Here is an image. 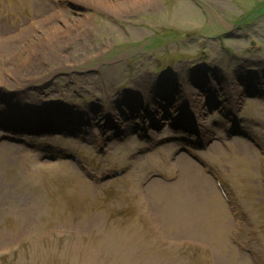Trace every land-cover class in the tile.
<instances>
[{
	"label": "rangeland",
	"instance_id": "obj_1",
	"mask_svg": "<svg viewBox=\"0 0 264 264\" xmlns=\"http://www.w3.org/2000/svg\"><path fill=\"white\" fill-rule=\"evenodd\" d=\"M26 1L0 0V73L8 78L11 63L20 66L0 84V264H264V0H158L154 11L122 19L92 0H37L38 10ZM62 15L85 24L56 37L53 44L66 42L65 49L38 48L28 66L27 49L47 42L38 22ZM11 93L23 94L25 109L76 110L77 127L16 121L5 114L20 101ZM179 99L188 102L185 129L175 120L172 138L169 126L145 128ZM86 105L99 115L84 112ZM140 107L148 119H140ZM120 111L129 117L118 121ZM114 131L113 146L97 144ZM54 148L73 151L101 178L55 158ZM183 154L194 166L178 160ZM244 157L251 158L247 175L238 160ZM182 166L204 177L197 186L192 179L196 192L186 193L179 234L158 215L145 219L164 211L162 199L175 198L158 173L176 179ZM189 186L186 180L184 190ZM198 204L205 215L194 212ZM213 205L225 211L216 223L208 218Z\"/></svg>",
	"mask_w": 264,
	"mask_h": 264
},
{
	"label": "bare ground",
	"instance_id": "obj_2",
	"mask_svg": "<svg viewBox=\"0 0 264 264\" xmlns=\"http://www.w3.org/2000/svg\"><path fill=\"white\" fill-rule=\"evenodd\" d=\"M92 2H93L94 6L96 8L104 10V11L107 12L108 15H111L112 17H116V18H119V19L125 18V17L128 16V14H130L132 12H135V11H139V10H151V11H154L157 8V6H158V0H92ZM26 3L27 4L31 3L32 7H37V10L39 9L38 8L39 5H37V0H27ZM32 7L29 6V9L32 8ZM48 19L49 18H45V19L39 21L38 22L39 24L36 23L39 26V27H37V30H39L41 33L44 32V33L48 34L46 36V41L47 42H44V43H41L38 46L32 47L31 50L27 49L28 51H26V53H27L26 60L29 61V65L28 66H30L31 63L34 64L33 63L34 60L32 59V55H34V53L37 54V49L38 48L42 47L43 50H46L47 46L63 45V46L59 47L58 51L60 49H65L66 47L64 45H66V42L59 43V44L58 43L53 44L55 42V40H56V37L61 35V34H65L67 32V30H70V28H72V27H75V28L77 27V31H78L79 27L82 26L83 24H85V19L84 18H81V17L80 18H76V17L71 16V15L70 16H65V15L63 16L62 15L61 18H59L60 22L59 21H57V22L55 21L54 22L52 20H51V22H48L47 21ZM19 34H21V35H18L20 38L23 37L24 35H26V37H28V38L24 37L25 40H28L29 38H31L26 33H19ZM77 36H79V32H78ZM74 37H76V36H74ZM71 39H73V38L67 37V41H69ZM9 46L12 47L15 50L17 48V46L15 44H12V45H9ZM44 46H45V48H44ZM4 50H6V49H4ZM43 50L39 49L40 52L42 51L41 52L42 58H44L46 60V59H48L47 56H49V55H44ZM50 57H51V55H50ZM16 65H17V63H15L14 65H13V63H11V67L6 69V73L8 75V78H5L4 74L0 73V84H2V86H4L6 84V81L8 79H12L14 76H18L17 74H19V73L16 72V71L20 68V66H18V65L16 66ZM24 66H26V65H24ZM147 84L148 83H144V84L142 83L141 87H143L142 85H144L146 87ZM22 88L23 87L20 86L19 89H21V91H22ZM188 92L191 93L190 91H188ZM20 93H22V92H20ZM11 94H12V96L16 97V99L20 100V101H16V102L14 101L11 106H6V108H9L7 110V113H9L11 115H13V113H16L17 115L28 116L30 118V120L32 122H35V123H41V124L42 123H44V124L45 123H49V124H52V123H54V118H56V117L53 116L54 117L53 118L51 116V114L52 115L53 114L56 115L58 112L64 113V114L66 113L65 111H62V110H60V111L57 110V112L52 113L55 110V107H50V108L43 109L42 107L39 106L36 109H25L24 105H23V102H21V101L25 100L22 97L23 94H15V95H13V93H11ZM231 99L233 100L234 98L231 97ZM145 100H147V98H144V102L146 104H149L148 105L149 107H150V104H154V102L149 103V102H147ZM25 101H27V100H25ZM37 103H38V101H35V102L34 101H29V104L32 105V106H35V104H37ZM88 105L85 106L86 109L84 108V110H85L84 112H86V113L89 112L90 113L91 111H95V113L92 112V116L98 114L97 111H96L97 109H94V105H90V106L93 107V110H90ZM111 105H113V106H110L111 108H114V107L117 108L118 107V104L112 103ZM176 105H179L181 107L182 103H178V104H175L173 106H176ZM177 108H179V107L177 106ZM104 109H109V106L108 105L105 106ZM64 110H66V111L68 110L67 114H65V115L64 114H60V115L58 114L57 115V119H59V121H58L57 124H59V126H61L60 128H63L65 131L74 132V126H75L74 119L75 118H73V116L77 115L78 113L77 114L75 113L76 110L74 112L73 110L67 109V108H64ZM140 110L141 111L138 112V115H139L140 119H142V120H144L145 118L148 119L147 115L142 114L143 108H140ZM124 114H126V113L120 111L119 112L120 116L117 117V120L119 121V119H123L125 117H129V115H130V114L129 115L127 114L125 116ZM62 115H64V116H62ZM143 115H145V116H143ZM82 116H81L80 119H82ZM199 116L201 117V119L203 118V115L199 114ZM167 119L168 118L166 116H164V113H162V116L159 117V120H157L156 123L160 124V123L164 122L165 124H167L168 123ZM98 122H99V125H104L102 119H99ZM105 123L107 124V122H105ZM83 126H86V125H83ZM75 127H77V126H75ZM145 128L147 130H149V131L151 129L150 127L149 128L145 127ZM200 130H201L200 132H203L202 129H200ZM207 131L209 132V130H207ZM117 134L120 135L118 131H114L112 134H109V136H106L112 141L113 144L109 143V142H104L103 139H105V138H103L101 140L102 141L101 145L106 146V147L113 146L115 144V141H116L115 137H117ZM108 138H107V141H110ZM130 138H131V136H130ZM161 138H163V137H161ZM131 140L134 141L133 138H131ZM99 143H100V141L97 142V144H99ZM133 144H134V142H132V145ZM0 145H2V144H0ZM217 146L219 147V145H217ZM0 147L2 148V146H0ZM219 148H217V149H219ZM144 149H145L144 147L139 148V150H142V151ZM167 149H168V151H171L173 149V147L169 145ZM250 159L249 158L247 159L245 157L238 159L240 161L241 169H243V171H244V173L246 175H247V173L249 171V168H250V165H249V160ZM178 160L182 161L184 164H192L189 161V158L184 156V154L183 155H179L178 156ZM59 164L63 165L64 163H59ZM186 168L187 167L182 166V170H180L179 175L177 176V178L174 181H171V182L162 181L161 182V186H164L166 188L169 187V189H170V188L174 187L173 189L175 191V194H174L175 198L173 199L171 197H167V199L166 198L162 199L165 204H162L161 208H163L164 211L160 210V211H154V213H150L149 216H148V219H147L148 222L152 223L154 221V219L157 218L156 216L158 215L159 216L158 217V221L160 222V220H159L160 218L162 220L167 221L166 222L167 225H168L167 227H169L170 229L171 228H173V229L174 228H179V227H181L184 224V217L186 216V211H187L186 208H187L188 204L190 203L186 193L191 194L192 192H196L195 188H191L192 179L194 181L193 184H195L197 186V183L199 181H202L203 177H204V175H201L200 173H198L199 174L198 176H200V178H199L195 174V173H197L196 171H192L190 168H188V169H186ZM59 169H62L61 166L59 167ZM169 176L170 175L167 174V177H169ZM186 180L188 181V183L190 185L188 191L184 190L185 189L184 188V183L186 182ZM148 191H150V194L152 192L153 193L155 192L151 188L148 189ZM168 194L170 195V191L168 192ZM192 196H195V195L193 194ZM183 205H187V206L184 207ZM153 206H154V203L152 204V207ZM211 210H215V211H211ZM202 211H203L202 204H200V205L198 204V205H196L194 207V212L195 213H202ZM224 212L225 211L221 212V209L219 208L218 205H213L209 209V215L210 216L208 218H212V223H216L217 218L219 216H221V218L224 216V214H225ZM203 213H204V211H203ZM204 215H205V213H204ZM196 217H198V216H196ZM204 219H206V217ZM158 224H160V223H158ZM181 231H182L181 228H179V234L181 233ZM217 232H218V233H216L217 237H221L223 235V233L222 232L220 233L218 229H217Z\"/></svg>",
	"mask_w": 264,
	"mask_h": 264
}]
</instances>
